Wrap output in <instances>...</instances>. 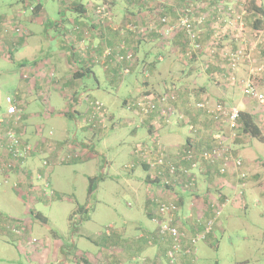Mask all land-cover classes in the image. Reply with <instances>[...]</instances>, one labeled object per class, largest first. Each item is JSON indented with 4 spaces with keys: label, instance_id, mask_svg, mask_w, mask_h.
<instances>
[{
    "label": "crops",
    "instance_id": "crops-1",
    "mask_svg": "<svg viewBox=\"0 0 264 264\" xmlns=\"http://www.w3.org/2000/svg\"><path fill=\"white\" fill-rule=\"evenodd\" d=\"M117 1L118 2L114 4V8H112L113 6L111 7V9H115V11L118 10L117 7L129 8V6H131V8H133V6H137L139 2L138 0H136L135 3L131 2V0H126L125 2L122 0ZM140 1L146 2L147 0ZM170 1L171 0H148V9L143 13H141L140 10L134 11L125 9L123 14L117 15L115 13L117 16H113V10H111L112 18L115 20L116 17L115 23L117 25L113 24V20L109 22L102 19V15L98 14L96 8L94 11L82 8V10L79 11L80 17H82L81 15L83 14V17H86V19L84 21L77 20L76 22L78 25H74L72 29L66 30L64 34L60 35V38H52L49 41V43L53 42L54 44L56 40L62 39L60 48L55 50L53 45H48L37 54L38 57L35 59L27 56L19 58L17 61V49L22 46L25 48L30 46V43L26 39L31 33L29 31L22 36L18 34L15 35L13 32L12 25L20 21L21 11H14L12 14H0V59H4L16 65L15 68L7 71H4L5 68L0 66V73L5 75L4 73L8 72L7 74L14 76L19 74L21 76L20 81L22 82L14 94V103L17 104L19 111V120L17 124H15L16 126L14 125L13 118H11L10 121L15 127L19 137L25 143L31 144L34 147V152L27 158L28 160L24 163H19L15 172H5L3 175H0V187L2 185L11 184L14 191L20 192L23 206L26 209L25 215H11L0 212V219L2 217L16 219L25 226V233H23V236L13 234L6 228L1 227L0 239L13 244L21 252H29L30 254H26L30 257V260L38 255L41 256L40 261L43 264H45L44 262L48 263L50 258L54 259V261L56 259V261L59 262L60 260L57 258L60 256V252H63V248L67 251L64 244L56 245L57 247L54 246L52 251L49 247L44 245L32 244L34 240L39 241L31 236V232L33 233L34 231L35 233V226H37V224L48 225L49 223L48 218L41 212L35 211L34 206L39 202L48 200L49 196H47L45 192L51 187L50 178L54 167L56 165L70 163V161H86L94 158V156L98 157L99 155L92 150L95 145L94 140L101 137V133H104L103 136L107 137L105 131L102 132L100 129L106 127L110 115L112 119L115 118V115L109 109L110 107L108 108L105 103L103 104L106 113L102 116L101 114L98 115L99 112L95 104L96 102L102 104L101 101L89 100L86 103L82 101L85 96L94 99L90 96V93L96 92V90L101 87L95 72L96 64L101 65L103 69L106 70L109 81L118 86L117 90L121 89V84L127 76L131 75L133 72L141 71L143 69L142 67L145 66L153 75L163 72L166 68L169 70L167 75L163 76L166 77L165 81L159 85V87L155 86L158 92H175L179 99L182 96L181 100H185L186 98L190 100H199L202 97L213 98L212 95L217 94V92L219 93L217 87L212 83L204 82L197 85V82L194 81L195 79L191 80V85L192 88L196 90L183 91V73L180 77L175 76L174 73H170L176 65L174 60L170 61V58L167 56L159 63L155 64L154 62L157 56L155 53L151 52L150 54V51H148L142 55L144 44L155 47V42L151 39H147L145 43L138 44V41L133 37V33L127 32L126 34H122V31L135 23L141 25L139 27L145 30L150 29L155 23L157 24L158 18L161 17L160 15L164 17L171 15L177 18L171 8L172 5L176 7L180 6V9H183L191 2L196 3V6L199 8L197 12L198 15H191L190 19L192 22L197 23L196 20L200 18V16H203L202 18L206 16L204 18L205 22L206 18L208 20L209 17L214 18L219 16L216 15V11L220 7H225V9L232 6L236 7V4L239 3L235 2V0H174L171 6L166 5L170 3ZM68 2L67 6L64 7L65 10L78 12L76 8L81 4H75V2L70 0H68ZM36 5H40L41 8L37 14H34L33 11ZM36 5L30 2L27 3V6L34 16L39 17L42 14L44 15L45 10L43 5L41 3ZM216 5L219 7L217 8ZM262 6L264 7V3ZM249 19L248 17V20ZM102 22H104L105 26L102 25ZM212 22L213 21L209 18L203 36L206 45L211 40L210 37L214 31ZM114 25L116 28H114ZM57 26L65 28L64 21L60 23L57 22L55 27ZM198 29L201 30L199 26ZM253 30H255L254 27ZM231 42H233V40H231ZM122 43H125L128 50L138 51V56L141 60H144H142L141 66L137 64L134 71L128 75L124 72V68H126L128 64L118 63L114 57L107 59L102 58V54L106 48H116ZM235 43L236 42L233 44L235 45ZM262 56H264V50H261V53H259V57ZM246 61L249 60L247 59ZM210 65L209 75L211 78L212 76L217 78L218 72H224V70L225 73H221V75L227 80L230 78L235 80V77H238V79H240V77H242L241 79L247 78L245 76L247 71L245 67L233 73L230 72L229 69L227 70L226 67L225 69L218 70V66H221L220 62H211ZM131 70L133 69L131 68ZM85 78L96 80V87L98 89L86 85L83 81ZM152 85L154 86L155 84H149L148 82L144 83L146 87L144 92H155L152 90ZM235 88H237L235 85L229 88V90L232 89L234 91H229V103L223 104L227 107L240 108V112L243 111L251 114L262 131L263 139L260 141L264 142V131L258 121V118L262 117L264 111L259 108L258 111L255 110V105L251 104L252 106H249L247 105V101L242 102V104L246 103L245 107H243V105L239 107V103H236L237 94L239 92H235ZM262 91L264 92V90ZM258 92L262 94L260 90ZM39 95L46 98L50 106V108L46 110L47 113L43 114L44 117L48 120H51L54 116L68 117L71 121L69 126H72V132H68L66 135H61L58 132L56 133L54 129L46 132L45 125L36 123V118L40 116L41 111L38 110L36 105L37 99H39L37 96ZM54 95H58L60 99L64 100L65 106L62 107L63 109H56L52 104ZM140 97L141 95L139 98ZM179 99L178 103L174 104L176 112L184 116V113L179 110V108H181V110L188 113V116H186L189 123L193 124L190 125L194 127L193 131H191L188 123L183 120L175 121L174 119L167 123L163 118H155L150 115L146 116V121L141 124L145 123L144 125H146L147 131L151 135L155 147L152 149L151 146H146L141 151H134L136 159L132 155L133 163L131 162L132 164L126 167L130 170L129 173L132 174L131 176L135 175L137 166L141 164L148 170L146 178L142 180L145 182L146 186H148L146 192L148 203L146 215L154 226H157V229L154 228L153 232L148 229V227H138L140 229V234L133 238L132 244H129L128 248L124 250L123 258L129 259L131 262L130 264H136L133 261L135 257L138 256L147 259V261L142 264H163L164 261L169 264H198L197 255L200 243L203 242L207 246L217 245L218 239L216 232L218 229H221L220 227L224 223L223 219L230 225V221L234 220L235 216L238 215L236 213L238 209L247 207L245 202L246 189L249 187L252 180L261 178V176L256 173L258 167L253 166V160L250 159L248 153H246L248 140H250L251 137L242 133L240 124L238 130L235 132V136L232 137L231 130L227 125V127L224 125L222 129L221 125L216 122L214 118L209 116L205 110H199L194 107L195 109L193 108V110L189 111L188 106L180 102ZM250 102L252 101L250 100ZM125 105L130 107L127 101H125ZM52 106L55 108L54 110ZM136 109L138 113L141 114V111L138 108ZM109 112H111L110 115ZM0 117L6 118V111L1 112ZM112 128H117V126L112 125ZM80 130H82L84 134L82 139H79ZM223 131L226 132V137H228L225 145L229 148V153L234 158L241 159L242 161L241 166L237 168L232 166L224 172L221 169V160L211 161L202 157L204 152H211L218 146V141L215 136ZM245 136L248 137L246 141ZM161 138H165L166 144L160 141ZM143 144L144 143H142V145ZM158 146L165 149V160L167 164H172L180 168L176 174L171 175L168 172V165L156 164L152 167V164L155 163L159 157ZM188 148H192L195 151L193 163L180 159L179 154H183ZM110 163L111 161L105 163V169L108 168ZM91 179H95V177ZM164 180H170V183L166 184ZM189 180H192L193 184L189 188H186L187 184L185 183ZM52 194L55 197L53 191ZM162 202L177 204L179 213L175 216L174 225L180 232L185 234V237L181 239L183 250L177 255V259L174 263H171L169 256V252L171 251V240L168 239V236L164 237L159 235V225L163 224L166 219L159 212V208L161 204H163ZM28 213H31L33 218L27 217L29 215ZM38 213H41L47 218V224L36 219L35 215ZM211 220H214L211 233L195 245L193 253H185V250L191 247L192 237L194 238L202 234L207 223ZM126 223L128 222L126 221L125 224ZM30 228L32 231H29ZM54 234L55 237L59 238L55 232ZM76 242V238L74 239V237H72V243L76 244ZM25 246H27V248L29 247L26 251ZM0 254H5V250L3 249ZM109 258L117 259L118 256L110 254ZM120 259L121 257L117 259L118 264H123Z\"/></svg>",
    "mask_w": 264,
    "mask_h": 264
},
{
    "label": "rangeland",
    "instance_id": "rangeland-1",
    "mask_svg": "<svg viewBox=\"0 0 264 264\" xmlns=\"http://www.w3.org/2000/svg\"><path fill=\"white\" fill-rule=\"evenodd\" d=\"M70 1L75 2V4H81L83 8L93 11L95 8L99 10L103 6H107L110 11L113 10V16L123 14L125 9L139 10L137 6H133V8L129 6V8L117 7L118 10L115 11L110 6L114 8V4L118 2L117 0ZM122 1L125 2L126 0ZM135 1L131 0L134 3ZM173 1L167 2L168 4L166 5L171 6ZM243 1L245 0H235L239 4H236V7L226 8L230 12L225 14V16L209 17L213 21L214 31L207 45L204 43L203 36L209 18L208 20L206 18L205 22L199 25L201 28L199 30L202 48L200 47L198 50H194L190 46L188 39V44L183 49L185 41L182 38L183 36L179 38L181 34L179 32H183L178 30L179 27L165 35L157 31L155 35L158 37L153 33L155 29H143L145 30L143 39L147 37V39L153 40L155 47L144 44L142 55L148 51L155 54L162 52L163 58L168 56L170 61L174 60L176 65L170 73H174L177 77H180L183 73V91L196 90L191 85V80L193 79H195L194 81L197 82V85L207 82L217 87L219 93L212 95L213 98L202 97L199 100H190L188 98L181 100V96L180 102L188 106L189 111L193 110V105L196 106L197 103L205 100L212 106L216 103L228 104L230 101L229 91H234L232 89L229 90V88L233 87V85L237 87L235 92H239L236 98V103H239V107L241 105L245 107L246 103L242 104V102L247 101V105H255V110L258 111L259 108L264 111V98L263 101H260L250 98L244 93V88L247 85H252L264 95L262 91L264 90V56L259 57L261 50H264V28L261 31L253 30L254 18H250L249 13L245 12ZM28 2L35 5L41 3L45 14L39 17L34 16L27 6ZM259 2L263 4L264 0H259ZM67 3H69L68 0H0V14H12L14 11H21L20 21L14 23V26L12 25L13 32L15 28H20V35L22 36L29 31L31 33L26 39L30 46L27 48L22 46L17 49L16 61L27 56L35 59L38 57L37 54L48 45H53L55 50L60 48L62 39L56 40L54 44L53 42L49 43V41L52 38H60V35L64 34L66 30L78 25L77 20L84 21L86 19L83 14L80 17L79 11H66L64 7L67 6ZM142 4L141 7L147 10L148 2L143 1ZM177 7L171 6L177 18L168 14L172 23L171 26L178 25L181 19L183 20L182 25H184L187 22L185 17L190 18L191 15H198L199 8L194 2H191L183 9H180V6ZM216 7L218 8L219 6L216 5ZM248 17L250 18L249 20ZM112 20L113 24H116V17L115 20L114 18ZM62 21H64L65 28L55 27L57 22L60 23ZM102 25L105 26L104 22H102ZM114 28H116L115 25ZM16 33L14 32L15 35ZM234 42H236V46L233 44ZM233 56H238L235 67L231 66L230 61ZM135 57L137 61L140 59L138 55ZM247 59L249 61H246ZM211 62H220L221 66H218V70L226 67L227 70L229 69L233 73L245 67L247 69L245 75L247 78L241 79L242 77H240L238 79V77H235V80L231 78L227 80L221 75V73H225L224 70V72H218L217 78L212 76V80L209 75ZM0 66L5 68L4 71L16 67L15 64L4 59H0ZM142 68L145 69V66ZM144 69L127 76L122 82L120 90H117V85L109 81L108 73L101 65L96 64L95 66L97 80L101 86L100 89L96 87V80L87 78L83 80L86 85L96 87L98 90L90 93V96L94 99L85 96L82 101L86 103L89 100H98L102 104L105 103L108 108L110 107L109 109L113 112L115 118L112 119L111 112H109L110 119L106 127L100 129L102 132L105 131L107 137H104V133H101V137L94 140L95 145L92 150L99 156H94V158L86 161H70V163L56 165L50 178L51 187L46 190L48 193L53 191L55 197L49 196L47 201L39 202L34 206L35 211L44 214L48 218L49 223L48 225L37 224L35 233L34 231L33 233L31 232L32 238L39 240L37 244L49 247L51 251L54 246L57 247L56 245L60 244H64L67 249V251L60 252V256L57 258L60 260L59 262L50 258L48 263L44 262L45 264H62L67 260L69 264H85L83 257L88 258L90 264H118L117 259L120 257L123 264H130L129 259L123 258L124 250L128 248L129 244H132L133 238L140 234L138 227H148L152 232L154 228L157 229V226L155 227L146 215L148 206L146 192L148 186L142 180L146 178L148 170L141 164L137 166L135 175L131 176L130 170L126 168L127 165L133 163L132 155L135 157L134 151H141L146 146H151L152 149L155 147L151 135L147 131L146 125H144L145 123L141 124L146 121V116L138 113L134 102L141 99L144 95L146 89L144 83L147 82L149 84L154 83L152 90L162 95L163 92H158L156 88L165 81L166 77L163 76L167 75L169 71L166 68L163 72L153 75L152 73L144 72ZM7 73L5 72V75L0 73V109H2L0 113L6 111L14 103L16 89L22 83L19 74L14 76ZM155 86L157 87L155 88ZM171 94L177 95L175 92ZM140 95L141 97L139 98ZM37 97L39 99H37L36 105L38 110L41 111L40 116L36 118V123L45 125L46 132L51 129L61 135L72 132V126H69L71 121L68 117L54 116L51 120L46 119L43 114H46V110L50 108L49 103L41 95ZM125 101L129 102L130 107L125 105ZM52 104L56 109H63L62 107L65 106L64 100L60 99L58 95H54ZM55 108L53 107V110ZM237 109L239 110L240 108ZM179 110L184 113V117L187 115L186 111L181 110V108ZM262 114L258 121L264 131V113ZM112 125L117 126V128H112ZM79 134V139H82L84 135L82 130L79 131ZM247 139L248 137L245 138V141ZM160 141L163 144L166 142L165 138H161ZM142 143L145 145H142ZM246 150V153L254 162L253 166L258 167L256 173L261 178L252 180L246 189L245 202L247 207L238 209L236 212L238 215L235 216L234 220L230 221V225L223 219L224 223L220 227L222 231L218 229L216 232L217 245L207 246L203 242L200 243L197 255L198 264H264V142L251 138L248 140ZM109 161L111 163L105 169V163ZM93 177H95L96 183L93 192L90 194V179ZM81 206L89 208V215L84 214V217H88V219L80 221L82 215H76L73 221L77 224V229L74 231L71 217ZM25 210L20 192L14 191L11 184L2 185L0 187V212L11 215H25ZM28 214L27 217L33 218L31 213ZM126 221L128 223L125 224ZM29 231H32V229L30 228ZM54 232L59 238L55 237ZM72 237L76 238V244L72 243ZM28 248L25 246V251ZM3 249L5 254H0V264H43L40 261L41 256L37 255L30 260V257L26 254H30L29 252H21L13 244L0 239V252ZM110 254L113 256L117 255L118 258L110 259ZM49 256L53 257L52 255ZM146 261L145 257L138 256L135 257L133 262L142 264ZM163 264L169 263L164 261Z\"/></svg>",
    "mask_w": 264,
    "mask_h": 264
},
{
    "label": "built area",
    "instance_id": "built-area-1",
    "mask_svg": "<svg viewBox=\"0 0 264 264\" xmlns=\"http://www.w3.org/2000/svg\"><path fill=\"white\" fill-rule=\"evenodd\" d=\"M189 11V10H187ZM222 16L229 13V9L220 8L217 10ZM98 14L102 15V19L106 21H111L112 14L110 9L107 6H103L102 9L98 10ZM187 22L182 25V19L180 23L171 27H166L161 30V33L165 35L170 31L174 30L176 27H179L178 30L185 32L187 39L189 40L190 46L194 50L200 49L202 43L200 41V30L198 29L199 25L204 23V18L200 17L196 20V23L192 22L189 17H185ZM162 23H167L168 19L164 17ZM184 23V22H183ZM167 26V25H166ZM14 32L16 34H21L20 28H15ZM127 32L134 33V34H141L144 31L139 29L137 26L131 25L126 28V30L122 31V34H126ZM202 48V47H201ZM235 55V54H234ZM114 57L118 63H125L128 64L126 68H124V72L126 74L131 73V69L129 66H133L136 57L132 50H128L126 48L125 43L118 45L116 48L108 47L104 50L102 54L103 59ZM236 58V59H235ZM238 56H233L231 61V66L235 67L237 62ZM162 60V58H160ZM236 60V61H235ZM244 93L248 97L256 98L260 101H263L264 95L260 94L255 86L247 85L244 90ZM178 96L171 94V93H163L159 95L155 92L145 93L141 99H138L134 106H136L140 111L141 115L148 116L153 111L158 113L159 118H163L167 123L171 122V116L175 115V121L184 120L185 117L183 114H179L176 112V108L170 104L174 102L175 104L178 102ZM96 109L99 112L98 115H105L106 109L103 104L96 102ZM199 110H205L209 116L214 118L216 122L221 125V128L224 125L228 126L231 130V136H235L236 130L239 128V120H240V111L235 107H227L223 103H216L215 105H211L207 100L201 103H197L195 106ZM19 111L17 104H11L6 110V118L0 117V175H3L5 172H15L17 170V166L21 162H25L28 160L27 158L34 152V147L31 144L25 143L16 132L15 127L11 123V118H13L14 125L17 124L19 120ZM16 126V125H15ZM226 126V127H227ZM190 129L193 130L194 127L190 126ZM223 129V128H222ZM228 129V128H227ZM215 138L218 141V146L211 152H204L202 157L206 160H221L222 161V171L224 172L226 169H230L232 166L235 168L241 166L242 161L241 159L234 158L229 153V148L225 145L226 139V132L223 131L220 134H217ZM159 157L155 163L152 164V167L156 164L161 165H168V172L171 175L176 174L179 171V167H176L172 164H167L165 158L166 153L165 149L158 146ZM181 160H187V162H192L195 158L194 150H186L183 154H179ZM46 163V162H45ZM194 165V164H193ZM164 183L169 184L170 180H164ZM181 184V183H180ZM186 185V188H189L193 182L189 180ZM48 186V185H47ZM46 186V187H47ZM17 188V186H16ZM47 196H53L52 193L45 192ZM160 214L165 217V222L159 225V235L167 237L171 240V251L169 252V256L171 259V263H174L177 259V255L182 252V242L181 239L185 237V234L180 232L178 228L174 225L175 216L179 213V208L175 203H163L159 208ZM214 220H211L207 223L205 230L202 234L197 235L196 237H192L191 239V247L185 250V253L191 254L193 253L195 245L200 241L203 240L209 235L213 229ZM4 227L8 231L18 236H23L25 233V226L19 222L18 220L9 218L8 220L0 219V228ZM32 244H37V241H33Z\"/></svg>",
    "mask_w": 264,
    "mask_h": 264
},
{
    "label": "trees",
    "instance_id": "trees-1",
    "mask_svg": "<svg viewBox=\"0 0 264 264\" xmlns=\"http://www.w3.org/2000/svg\"><path fill=\"white\" fill-rule=\"evenodd\" d=\"M139 2H138V4L139 5H137V7H138V9L140 10V12L141 13H143V12H146V10L144 9V8H142L141 6L143 5L142 3H143V1H140V0H138ZM146 2H148V1H146ZM242 4H243V6H244V8H245V12H247V13H249V15H250V18H254V24H253V27H254V29L255 30H260L261 31V29H263L264 28V7L262 6V4L259 2V0H245V1H243L242 2ZM40 8H41V6L40 5H36V7H35V10L33 11L34 12V14H37L38 13V11L40 10ZM82 8H83V6L82 5H79L76 9L78 10V11H81L82 10ZM110 8H111V6H110ZM220 13L218 12V11H216V15H219ZM161 17H159L158 18V21H157V24L155 23V25L153 26V27H151L150 29H155V30H153V33H154V35H155V33H157V31L158 32H160L161 33V29L163 30L164 28H166V27H170L171 25H172V23L170 22V20H169V17L167 16H165L167 19H168V22L167 23H162V19L164 18V16L163 15H160ZM222 16H224V15H222ZM134 26H137L139 29H141V30H143V28H141V27H139V26H141V25H139V24H137V23H135V24H133ZM167 25V26H166ZM165 30V29H164ZM144 32L143 33H141V34H134L133 33V37L138 41V44H142L143 42H145L146 40H147V37L145 38V39H143V37H145V30H143ZM179 33H181L180 34V36L179 37H182V38H184V41H185V43H184V48L183 49H185L186 47V45H187V43H188V40H187V37H186V34H185V32H179ZM162 34V33H161ZM148 35V34H147ZM163 35V34H162ZM156 37H158L157 35H155ZM138 46V45H137ZM133 53H134V56H136V55H138V51H133ZM150 54H151V52H149ZM157 56H156V58H155V64H157V63H159L161 60H160V58H162V59H164L163 58V53L162 52H160V53H158V54H156ZM144 61V60H143ZM138 62H139V64H140V66H141V62H142V60H138L137 61V59H136V61H135V63H134V65L133 66H129L130 67V69L132 68L133 70H131V73L134 71V69H135V67H136V65L138 64ZM144 69V68H143ZM144 72H147V73H152L149 69L147 70L146 68L144 69ZM131 73H129V74H131ZM146 73V74H147ZM152 93V92H151ZM178 103V102H177ZM176 103V104H177ZM174 102H172V104H170L171 106L173 105L174 106ZM193 107H195L194 105H193ZM196 108V107H195ZM194 108V109H195ZM197 109V108H196ZM188 114V113H187ZM150 116L151 117H155V118H157L158 117V113L156 112V111H153L151 114H150ZM188 116V115H187ZM187 116H185V119L183 120L184 122H186V123H188V126H190V125H193V124H190L189 123V120L187 119ZM172 119H175V115H173V116H171V120ZM239 124L241 125V131H242V133L243 134H245L246 136L248 135V136H250L251 138H256V139H259V140H262L263 139V134H262V131H261V129L259 128V126L256 124V122H255V120H254V118H253V116L251 115V114H249V113H247V112H243V111H241L240 112V120H239ZM191 131H193V130H191ZM192 148H188V149H186V150H191ZM185 150V151H186ZM193 150V149H192ZM195 152V151H194ZM95 183H96V179H90V194L93 192V190H94V188H95ZM78 214H80V215H82L81 217H80V221H83L84 219H88V217L87 218H85L84 217V214H86V215H89V208L88 207H84V206H81V207H79L78 209H77V212L76 213H74L73 215H72V217H71V224H72V226H73V229H74V231L77 229V224H75L74 223V217L76 216V215H78ZM35 217H36V219L37 220H39V221H41L42 223H45V224H47L48 223V220H47V218H45L41 213H38V214H36L35 215ZM2 220H8V218L7 217H2L1 218ZM16 220V219H15ZM65 250H64V248H63V252H64ZM62 252V251H61ZM83 259H84V262H85V264H90L89 263V260H88V258H84L83 257ZM62 264H69V261L67 260V261H65L64 263H62Z\"/></svg>",
    "mask_w": 264,
    "mask_h": 264
}]
</instances>
